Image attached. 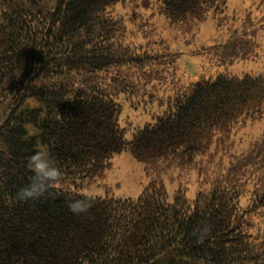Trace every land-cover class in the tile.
Returning a JSON list of instances; mask_svg holds the SVG:
<instances>
[{
	"label": "trees",
	"instance_id": "obj_1",
	"mask_svg": "<svg viewBox=\"0 0 264 264\" xmlns=\"http://www.w3.org/2000/svg\"><path fill=\"white\" fill-rule=\"evenodd\" d=\"M237 1L0 0V264H264V31ZM41 149L64 178L18 201ZM124 153L143 194L72 213Z\"/></svg>",
	"mask_w": 264,
	"mask_h": 264
},
{
	"label": "rangeland",
	"instance_id": "obj_2",
	"mask_svg": "<svg viewBox=\"0 0 264 264\" xmlns=\"http://www.w3.org/2000/svg\"><path fill=\"white\" fill-rule=\"evenodd\" d=\"M235 5L237 6V12L241 18L246 17L244 24L246 35L248 34V30H250L251 33L257 31L258 33H256L255 36L259 37L260 33L264 31V0H239ZM165 31L167 32L170 30L166 29ZM168 36V40L175 43L176 46L182 49L184 48V41L178 33H169ZM202 39L203 38L200 39V43L202 42ZM254 52H260V54L264 55V42L261 43L258 49ZM190 54L197 53L193 52ZM181 61H183L182 67L186 68L188 73H194L197 80L202 79V77H198V71L203 69L202 65L196 60V58H194V56L190 55L187 58L186 55H183ZM257 66L264 67V58L259 59ZM189 182L190 183L184 182L183 185L179 183L168 184V193L170 197H174L176 191L180 189V186L183 187L185 185V187H187L190 184L188 186L189 198L194 199L197 190V187L194 184L196 181L191 179ZM145 186L146 176L143 165L138 163L130 153H124L114 159L113 170L108 174L103 185L101 187L94 186L93 188L86 190L85 193L93 197H103L107 193L106 189L109 188L110 193L117 198L137 199L143 194Z\"/></svg>",
	"mask_w": 264,
	"mask_h": 264
},
{
	"label": "clouds",
	"instance_id": "obj_3",
	"mask_svg": "<svg viewBox=\"0 0 264 264\" xmlns=\"http://www.w3.org/2000/svg\"><path fill=\"white\" fill-rule=\"evenodd\" d=\"M26 167L31 176L29 183L16 194L18 201H35L44 197L52 187L64 178V170L55 158L46 150H37L27 159ZM92 207V197L72 195L68 199L69 210L77 215L87 213ZM207 229H205V232Z\"/></svg>",
	"mask_w": 264,
	"mask_h": 264
}]
</instances>
